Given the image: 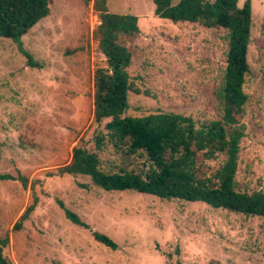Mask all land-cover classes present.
Here are the masks:
<instances>
[{
	"label": "rangeland",
	"instance_id": "obj_1",
	"mask_svg": "<svg viewBox=\"0 0 264 264\" xmlns=\"http://www.w3.org/2000/svg\"><path fill=\"white\" fill-rule=\"evenodd\" d=\"M250 1L248 102L239 120L245 136L236 182L252 192L264 191V0ZM107 9L138 18L139 35L122 40L132 54L128 73L141 91L129 94L126 116L175 113L197 126L219 118L226 31L160 19L152 0H107ZM99 24L92 1L52 0L49 15L22 37L40 68L28 66L12 40L0 38V175L14 179L0 180V236L9 239L4 257L9 264H264L263 218L201 202L107 192L87 176L57 173L79 146L96 152L104 171L140 164L110 145L95 148L109 121H94V75L107 68ZM220 162L206 165L214 169ZM58 200L89 229L67 220ZM93 232L117 249L98 243Z\"/></svg>",
	"mask_w": 264,
	"mask_h": 264
},
{
	"label": "trees",
	"instance_id": "obj_2",
	"mask_svg": "<svg viewBox=\"0 0 264 264\" xmlns=\"http://www.w3.org/2000/svg\"><path fill=\"white\" fill-rule=\"evenodd\" d=\"M91 1L100 17L98 46L107 65L94 75V121L109 120L105 124L106 134L96 137L95 148L100 151L110 145L127 161L136 159L140 164L132 169L124 166L116 172L104 171L97 153L79 146L73 149L70 162L58 168L57 173L87 176L96 187L107 192L134 191L164 200L201 202L215 209L264 219V191L240 190L236 182L240 143L245 136L239 120L248 102L244 84L250 72L251 1L246 0L239 7L238 0H179L177 3L152 0L154 15L160 19L198 23L207 29L226 31L219 118L199 126L191 117L175 113L125 115L129 94H141L128 73L132 54L122 43L123 39L131 40L139 35L138 18L109 12L107 0H82L86 5ZM51 2L0 0V38L12 40L26 57L28 66L40 68L23 48L22 37L49 15ZM218 160L221 162L214 169L206 165ZM0 180L14 179L0 175ZM20 181L25 185V179ZM57 203L67 220L89 229L61 201ZM34 209L35 203L27 207L14 230L21 227V222ZM93 237L105 247L117 249V244L108 236L93 232ZM8 242V236H0V264H9L3 255Z\"/></svg>",
	"mask_w": 264,
	"mask_h": 264
}]
</instances>
